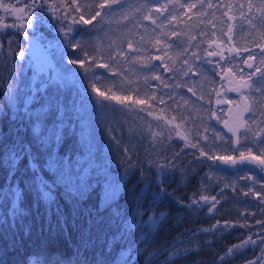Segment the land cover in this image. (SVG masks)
Instances as JSON below:
<instances>
[{
  "label": "trees",
  "instance_id": "1",
  "mask_svg": "<svg viewBox=\"0 0 264 264\" xmlns=\"http://www.w3.org/2000/svg\"><path fill=\"white\" fill-rule=\"evenodd\" d=\"M262 6L0 0V264H264V165L237 154L221 162L184 130L205 119L228 125L232 80L243 85L238 95L264 96ZM19 11L26 19L13 21ZM23 35L46 42L66 78L43 73L48 85L23 93L13 109L8 78L31 76L35 86L16 60ZM80 57L81 65L69 60ZM127 90L149 101L109 96ZM42 109L68 123L50 144L33 116ZM89 154L103 167L83 170L74 191L57 159L76 167ZM246 165L262 180L256 193L227 176ZM247 203L257 206L248 219Z\"/></svg>",
  "mask_w": 264,
  "mask_h": 264
},
{
  "label": "rangeland",
  "instance_id": "2",
  "mask_svg": "<svg viewBox=\"0 0 264 264\" xmlns=\"http://www.w3.org/2000/svg\"><path fill=\"white\" fill-rule=\"evenodd\" d=\"M24 19H26V14L23 11L16 12L13 16V21H23ZM31 37L35 40V42L31 43V38L27 36L24 39V49L17 54L16 60L21 62V64H18V68L23 65L29 72L32 71L31 73H33V77H35V86L31 76H28V80L24 78V83L19 82L15 77V74L12 78H8L9 84H6L4 93L6 92L10 99L14 102L17 100L20 101L23 93L30 94L32 91L41 89L43 85L46 87L49 81L46 78H43V73L47 74L48 72H51V80L66 78L63 74H60V71L63 69L58 68V71L56 72L53 68L54 64H58L59 61H57L58 56L50 55V46H48L46 42H38V39L36 40L35 38L36 36ZM29 45L32 47L28 48ZM45 55V61L41 62V59ZM69 60L78 65H81L84 62L83 57ZM238 83L241 82L235 79L231 81V84H227L228 94H230L229 89L234 88V86ZM9 85L11 87H9ZM154 91L155 92L151 96L156 97L157 91ZM238 94L239 93L230 94L237 96V98H234L237 107L234 113L235 115L232 116L226 127L217 125L218 122H222V124L225 125L221 119L217 122H214L212 119H205L204 121L199 120V124L196 122L194 128H192L194 125L193 123L190 127H186L184 130H186L190 135L191 141L210 156L221 155L224 157H231L234 154L240 155L241 152L246 153L250 150L251 154L264 157V119L260 121V119L263 118L262 115L264 114V103L261 102L264 100V96H260L254 92L249 94L248 91L243 92V95ZM109 96L113 98L118 97V100L128 102L131 101L136 104H142L149 101V98L137 95L133 90H127L122 94L113 91L109 94ZM242 96L246 97V99H243ZM158 99L160 101L165 100V97L158 96ZM15 104H17V102L12 104L10 107L16 109V106H13ZM245 107H247V111H244ZM241 113L243 114V120L240 118ZM33 116L37 127L39 128V134L40 136H44L42 139H46L47 144H50L52 140L60 134V132H63L65 126L68 124L66 120L57 119L58 121L54 122L52 119L47 118V109H42L41 111L34 113ZM229 129H231V131ZM93 153L99 152L93 151ZM57 160L58 162L56 165L59 169H61L58 172L59 176L62 179L64 178L63 180L66 183V186L74 191L81 190L83 186V181L79 176L83 170L91 171L92 169H96L101 171V168L103 167V160H100L98 157H94L93 154H89L86 159H80L75 165L76 167L72 164H65L62 159ZM63 170L68 173L66 177H64ZM228 172L230 174L227 172L225 173H227L228 177L230 175L229 181L231 179L232 183L236 184V186L244 191L258 192L262 184V180L257 175V169L246 165L241 167V169L235 168L233 171L228 170ZM225 173L222 174L224 175ZM256 209L257 206L247 203L243 218L245 217L248 219L251 217L255 213Z\"/></svg>",
  "mask_w": 264,
  "mask_h": 264
},
{
  "label": "snow or ice",
  "instance_id": "3",
  "mask_svg": "<svg viewBox=\"0 0 264 264\" xmlns=\"http://www.w3.org/2000/svg\"><path fill=\"white\" fill-rule=\"evenodd\" d=\"M103 6V5H102ZM167 5H165V7H166ZM180 7H183L184 5H179ZM189 7H195V5H189ZM203 7V6H202ZM208 7H212V5L211 4H209L208 5ZM262 7H264V6H262ZM202 32H203V30H202ZM261 38H264V34H261ZM209 43H211V42H209ZM230 50H234V49H230ZM209 56H212V55H217V53H215V52H208L207 53ZM193 55H195V53H193ZM157 59H159V57H157ZM206 63H211L210 61H205ZM261 64H264V59H262L261 60ZM252 65L251 64H249V67H251ZM256 71H260V69H256ZM157 79L159 78V77H156ZM230 90L231 91H239L240 89L239 88H230ZM101 95H103V93H101ZM218 95V94H217ZM114 98H116V99H119L118 97H114ZM242 98L243 99H246V97H243L242 96ZM218 103H224V102H227V101H223V100H219V101H217ZM262 103H264V100H262L261 101ZM248 109H247V107H245V109H244V111H247ZM211 114V113H210ZM240 118H241V120H243V114L241 113L240 114ZM230 131H231V129H229ZM240 156H241V159L242 160H251V161H258L261 165H264V159H259L257 156H254V155H252L251 154V151L249 150V152H248V155H245L243 152H241L240 153ZM209 158H212V157H209ZM216 159H222V162H224V163H229V162H232V163H235V160H234V158L233 159H230L229 157H223V158H221V157H216Z\"/></svg>",
  "mask_w": 264,
  "mask_h": 264
},
{
  "label": "water",
  "instance_id": "4",
  "mask_svg": "<svg viewBox=\"0 0 264 264\" xmlns=\"http://www.w3.org/2000/svg\"><path fill=\"white\" fill-rule=\"evenodd\" d=\"M30 42L31 43H34L35 42V40L30 36ZM28 47V46H27ZM32 46H30L29 45V47L28 48H31ZM45 59H46V55L41 59V62H44L45 61ZM242 87H243V85L241 84V83H238V84H236L235 86H234V88H239L240 90L242 89ZM239 90V91H240ZM239 91H231L230 89H229V93L230 94H236V93H239Z\"/></svg>",
  "mask_w": 264,
  "mask_h": 264
},
{
  "label": "bare ground",
  "instance_id": "5",
  "mask_svg": "<svg viewBox=\"0 0 264 264\" xmlns=\"http://www.w3.org/2000/svg\"><path fill=\"white\" fill-rule=\"evenodd\" d=\"M34 47V46H33Z\"/></svg>",
  "mask_w": 264,
  "mask_h": 264
},
{
  "label": "flooded vegetation",
  "instance_id": "6",
  "mask_svg": "<svg viewBox=\"0 0 264 264\" xmlns=\"http://www.w3.org/2000/svg\"><path fill=\"white\" fill-rule=\"evenodd\" d=\"M25 39V38H24Z\"/></svg>",
  "mask_w": 264,
  "mask_h": 264
}]
</instances>
